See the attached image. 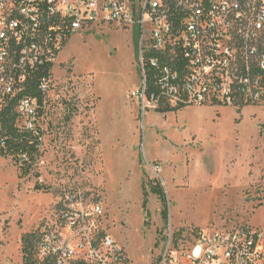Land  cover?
<instances>
[{
  "label": "rangeland",
  "instance_id": "obj_1",
  "mask_svg": "<svg viewBox=\"0 0 264 264\" xmlns=\"http://www.w3.org/2000/svg\"><path fill=\"white\" fill-rule=\"evenodd\" d=\"M139 40L135 27L92 25L59 56L33 126L38 151L25 162L0 153V264H24L22 238L35 231L84 258L77 246L92 223L131 264H161L171 236L188 246L200 233L264 231V102L144 107Z\"/></svg>",
  "mask_w": 264,
  "mask_h": 264
},
{
  "label": "built area",
  "instance_id": "obj_2",
  "mask_svg": "<svg viewBox=\"0 0 264 264\" xmlns=\"http://www.w3.org/2000/svg\"><path fill=\"white\" fill-rule=\"evenodd\" d=\"M106 24L135 27L140 36L142 85L134 96L144 107L264 102V0H0V110L14 102L34 132L59 56L77 33ZM95 227L82 230L84 258L57 234L45 236L41 253L59 264H131ZM161 264H264V231L200 233L188 246L171 236Z\"/></svg>",
  "mask_w": 264,
  "mask_h": 264
},
{
  "label": "trees",
  "instance_id": "obj_3",
  "mask_svg": "<svg viewBox=\"0 0 264 264\" xmlns=\"http://www.w3.org/2000/svg\"><path fill=\"white\" fill-rule=\"evenodd\" d=\"M264 83V77H263ZM151 86V83H150ZM32 96L41 97L40 94L36 91L30 93ZM183 107L178 108H160L158 109L160 113H167L176 110H180ZM19 115L15 108V103L11 102L9 106L0 110V135L5 138L6 141V150L2 151L3 154H11L14 156L20 157L22 162H25L29 159V156L36 151H38V143L34 132L29 131L25 128H19ZM264 130V127H263ZM24 157H26L24 159ZM151 192L157 195L163 203L162 217L165 222L169 220L168 212V200L164 188L160 183L156 185L149 184ZM37 190H40L41 187L37 186ZM144 189V208L146 209L148 204V192L146 184L143 186ZM43 241V234L39 231L30 232L23 236V263L24 264H59L57 259L53 256L45 257L40 259L38 255V249L41 246Z\"/></svg>",
  "mask_w": 264,
  "mask_h": 264
}]
</instances>
